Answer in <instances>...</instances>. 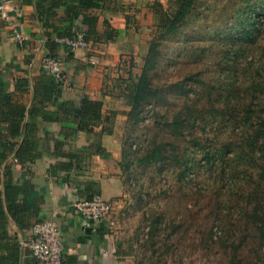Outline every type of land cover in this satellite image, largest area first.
Masks as SVG:
<instances>
[{
  "label": "rangeland",
  "instance_id": "rangeland-1",
  "mask_svg": "<svg viewBox=\"0 0 264 264\" xmlns=\"http://www.w3.org/2000/svg\"><path fill=\"white\" fill-rule=\"evenodd\" d=\"M179 4L155 9L156 93L123 97L112 231L136 264H264V0Z\"/></svg>",
  "mask_w": 264,
  "mask_h": 264
},
{
  "label": "crops",
  "instance_id": "crops-1",
  "mask_svg": "<svg viewBox=\"0 0 264 264\" xmlns=\"http://www.w3.org/2000/svg\"><path fill=\"white\" fill-rule=\"evenodd\" d=\"M90 1L94 4L87 8L80 0L6 2V12L16 18L24 44H16L0 19V178L9 170L15 181H30L32 195L43 199L42 218H51L58 225L65 264H136L123 240L112 231L114 212L124 195L119 132L123 85L130 75L134 79L139 75L154 35L155 9L169 0ZM84 15L94 19L93 50L70 51L62 44L55 45L56 36H72L84 27ZM106 29L116 32L111 41L103 38ZM46 54L62 62L71 80L69 86L53 84L41 66ZM90 58L94 64L89 63ZM84 97L102 103L103 119L91 132L79 130L72 118L61 117V104L69 101L77 105ZM8 103L24 108L14 135L2 117ZM111 114L115 115L112 129L102 132L103 126L110 124L107 118L110 120ZM24 145L31 149L21 155L25 159L21 162L16 154ZM70 160L75 164L69 170L59 167ZM68 178L74 180L73 185L87 188L75 192L67 184ZM86 191L112 203L111 225L83 222L73 200L88 195ZM7 218L9 241L19 249L17 264H32L27 241L35 222L19 228L10 214Z\"/></svg>",
  "mask_w": 264,
  "mask_h": 264
},
{
  "label": "trees",
  "instance_id": "trees-1",
  "mask_svg": "<svg viewBox=\"0 0 264 264\" xmlns=\"http://www.w3.org/2000/svg\"><path fill=\"white\" fill-rule=\"evenodd\" d=\"M192 2L193 0H181V5L179 4L180 7L177 11L178 15L185 13L188 8L191 7ZM80 3L84 8L94 4L90 0H80ZM93 28V17L84 15V27L82 30L85 32L86 38L92 40V42L95 41L94 38L90 37L93 35ZM155 28L156 26L154 25V31ZM115 34L116 32L114 30L106 29L104 31L103 38H105V40L111 41ZM154 37L155 34L150 41L148 52L143 58L139 75L136 79L132 78L130 75L123 85L124 98H126V100H128V98L132 99L135 106H138L140 101L145 97H150L156 93V88L150 84L148 76V71L152 67L155 57L157 56L156 50L153 49L154 47L152 43ZM49 76L51 77L53 84L60 86V83L56 81L54 76L50 74ZM7 105L8 106H6V110L2 117L9 123L10 128L8 131L10 134L14 135L17 134V126L23 116L24 108L19 105H9V103ZM101 106V101L90 100L86 97L82 98V100L77 105L67 101L60 105V110L62 112L61 117L63 116L65 118H72L75 120L79 130L91 132L93 127L103 119ZM107 121L110 124L104 125L102 132H110L112 129L111 117L110 120L107 118ZM174 125H177V121L174 123ZM4 145L7 146V144ZM56 145L59 146L61 144L57 142ZM30 149L31 147L29 145H24L23 149H21V152H17L16 154L18 155V160L23 162L25 159L21 157V155ZM74 164L75 162L72 164V161L70 160L68 163L59 165V167L69 170V168L74 166ZM73 181L74 180L72 179V182ZM0 184V264H17L19 259V249L17 244L9 241L6 231V224L8 222L7 214H10L11 218L16 221L19 228L29 227L33 222H38L42 219L40 211L42 208L43 199L39 196L32 195V188L29 180H23L22 183H19L18 181L14 180L12 173L9 170L5 171L2 179L0 178ZM76 187L78 188L79 192H83L87 188H80L79 184L78 186L76 184ZM93 194L96 193H94V191L93 193H90L89 191V194L83 198H88ZM260 207L262 208V212H258V216L262 220L260 231L263 233L262 237L264 239V206Z\"/></svg>",
  "mask_w": 264,
  "mask_h": 264
},
{
  "label": "built area",
  "instance_id": "built-area-1",
  "mask_svg": "<svg viewBox=\"0 0 264 264\" xmlns=\"http://www.w3.org/2000/svg\"><path fill=\"white\" fill-rule=\"evenodd\" d=\"M0 0V19L6 22V27L18 46H23L24 37L18 29L16 18L6 12V2ZM54 41L62 44L68 50L73 51L78 48L87 51L93 50L94 43L86 38L85 32L80 29L72 36H56ZM89 63L95 61L90 58ZM42 68L50 75L54 76L57 82L63 86H69L71 80L64 71L62 62L55 56L46 54L41 58ZM76 192V185L72 184V179L66 181ZM73 207L81 215L83 222L111 225L109 219L113 213V205L105 200L99 194H93L88 198L75 197ZM30 258L33 264H65L63 260V246L60 237L59 228L55 220L51 218H42L35 222L32 227V233L27 241Z\"/></svg>",
  "mask_w": 264,
  "mask_h": 264
}]
</instances>
